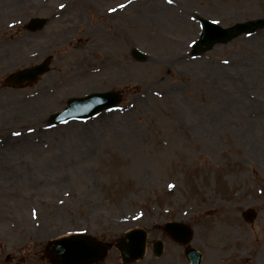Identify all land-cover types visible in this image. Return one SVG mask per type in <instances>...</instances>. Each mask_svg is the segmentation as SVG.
Returning <instances> with one entry per match:
<instances>
[{"label":"rangeland","instance_id":"374dc122","mask_svg":"<svg viewBox=\"0 0 264 264\" xmlns=\"http://www.w3.org/2000/svg\"><path fill=\"white\" fill-rule=\"evenodd\" d=\"M34 16L46 24L30 31ZM202 19L260 26L196 52ZM9 37L0 43V264H51L50 239L83 232L114 243L136 227L148 232L145 256L125 263L114 247L101 264H189L163 230L170 220L193 226L201 264L208 254L264 262V0H0V41ZM47 55L38 84L2 89ZM111 90L118 107L50 122L72 97Z\"/></svg>","mask_w":264,"mask_h":264},{"label":"water","instance_id":"95a60500","mask_svg":"<svg viewBox=\"0 0 264 264\" xmlns=\"http://www.w3.org/2000/svg\"><path fill=\"white\" fill-rule=\"evenodd\" d=\"M44 24L40 19H34L31 22L35 29ZM204 27L203 36L197 46V50L210 48L218 41H227L233 36L251 30L258 26L252 23H241L232 28L224 29L207 20L202 21ZM206 44V47H203ZM137 58L143 59L144 55L135 52ZM50 58H46L41 64L34 67L20 70L12 74L7 82L15 86H23V82L28 80L32 84L38 80L39 76L49 70ZM120 101V96L115 93H96L82 98L70 100L68 107L61 113L53 116L54 121H66L71 118H83L94 115L98 111L111 107ZM249 219H252V212L246 213ZM166 229L178 240L186 242L191 238L192 231L189 227L179 223H169ZM145 244V232L142 230H133L123 238L118 246L122 251L125 260H133L143 254ZM108 246L97 241L90 235H72L69 237L55 239L49 242L47 253L54 264H92L103 259L107 254ZM187 256L191 264H200L201 254L190 248L187 250Z\"/></svg>","mask_w":264,"mask_h":264},{"label":"bare ground","instance_id":"6f19581e","mask_svg":"<svg viewBox=\"0 0 264 264\" xmlns=\"http://www.w3.org/2000/svg\"><path fill=\"white\" fill-rule=\"evenodd\" d=\"M219 259H220L219 256H215L213 254H208L207 258H206V264H218L217 260H219ZM262 264H264V262Z\"/></svg>","mask_w":264,"mask_h":264},{"label":"snow or ice","instance_id":"6c2138e0","mask_svg":"<svg viewBox=\"0 0 264 264\" xmlns=\"http://www.w3.org/2000/svg\"><path fill=\"white\" fill-rule=\"evenodd\" d=\"M169 2H171V0H169ZM121 7H123V5H121ZM216 23H218V21H215Z\"/></svg>","mask_w":264,"mask_h":264}]
</instances>
